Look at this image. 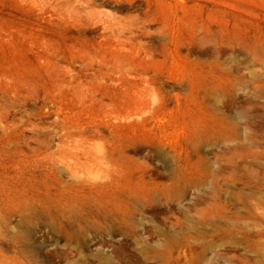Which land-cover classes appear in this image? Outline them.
<instances>
[{
    "label": "rangeland",
    "instance_id": "rangeland-1",
    "mask_svg": "<svg viewBox=\"0 0 264 264\" xmlns=\"http://www.w3.org/2000/svg\"><path fill=\"white\" fill-rule=\"evenodd\" d=\"M31 263L264 264V0H0V264Z\"/></svg>",
    "mask_w": 264,
    "mask_h": 264
},
{
    "label": "bare ground",
    "instance_id": "bare-ground-1",
    "mask_svg": "<svg viewBox=\"0 0 264 264\" xmlns=\"http://www.w3.org/2000/svg\"><path fill=\"white\" fill-rule=\"evenodd\" d=\"M119 69H120V68H119ZM121 69H122V68H121ZM133 72H134V71H133ZM59 159H60V158H59ZM61 159H62V158H61ZM47 160H48V159H47ZM66 160H67V159H66ZM69 160H71V159H69ZM62 161H63V160H62ZM75 161H76V160H75ZM54 162H56V161H54ZM104 162H105V161H104ZM41 163H42V162H41ZM106 163H107V162H106ZM62 164H63V163H62ZM102 164H103V163H102ZM108 164H109V163H108ZM108 164H104V166H105V165L107 166ZM83 165H84V164H83ZM67 166H68V165H67ZM63 167H64V165L62 166V168H63ZM36 169H37V168H36ZM52 169H53V168H52ZM109 169H110V168H109ZM62 171H63V170H62ZM62 171H61V172H62ZM112 172H113V171H112ZM76 173H77V172H76ZM96 175H97V174H96ZM109 175H110V174H109ZM111 175H112V174H111ZM73 176H75V175H73ZM73 176H72V177H73ZM80 176H83V175H82V174H81V175L79 174V177H80ZM79 177H78V178H79ZM87 177H88V176H87ZM70 179H71V178H70ZM75 179H76V178H75ZM75 179L72 178V181L75 180ZM91 181H92V180H91ZM41 182H42V181H41ZM39 188H40V187H39ZM36 189H37V188H36ZM37 197H38V196H37ZM60 198H61V197H60ZM44 200H45V199H44ZM47 201H48V200H47ZM43 204H44V203H43ZM52 205H53V204H52ZM45 206H46V205H45ZM56 208H57V207H56ZM56 208H55V209H56ZM32 217H34V218H36V219H38V220H42V218H43V216H42V214H41L40 212H34L33 215H32ZM29 219H30V217L28 216V217L26 218V220L28 221ZM31 221H32V220H31ZM74 221H75V220H74ZM35 223H36V222H35ZM35 223H34V224H35ZM36 224H37V223H36ZM50 228H51V227H50ZM68 235H69V234H68ZM70 236H71V235H70ZM41 237H43V236H41ZM38 238H39V237H38ZM55 239H56V238H55ZM25 255H26V254H25ZM49 257H52V254H51V253H49ZM3 258H4V256H3ZM26 258H27V257H26ZM33 259H34V258H33ZM6 260H7V259H6ZM13 261H14V260H13ZM43 261H46V260H43ZM14 262H15V261H14ZM47 262H48V261H47ZM26 263H27V262H26ZM37 263H38V262H37ZM31 264H32V263H31Z\"/></svg>",
    "mask_w": 264,
    "mask_h": 264
}]
</instances>
